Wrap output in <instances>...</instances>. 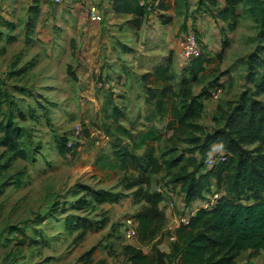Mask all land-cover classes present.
<instances>
[{
	"label": "rangeland",
	"instance_id": "obj_1",
	"mask_svg": "<svg viewBox=\"0 0 264 264\" xmlns=\"http://www.w3.org/2000/svg\"><path fill=\"white\" fill-rule=\"evenodd\" d=\"M62 9L54 10L53 13H60ZM63 13L58 19H67L68 13ZM241 16L238 28L232 33H226L229 45L225 48L223 58H216L218 53L215 52V61L208 63L203 74L190 83L195 94L206 92L208 95L204 112L197 121L204 128L211 129L219 124L214 121L215 116L223 120L229 101H237L244 90L253 93L255 99L264 103V35L261 36L264 30L246 15ZM49 18L51 19L50 16ZM41 19L44 21L43 17ZM61 21L56 22L63 29L57 39L58 44H61L59 47H52V39L48 40L49 44L36 43L35 47L25 50L21 47L22 42L24 43L22 24L19 25L21 29L16 25L14 30L17 36L15 42L6 48L0 47L1 71L17 59H20L21 66L28 69L20 75V81L14 79L11 83H18L17 87L22 89L15 91L14 99L29 118L21 123L26 129L23 146L29 151V157L11 165L7 175L11 176L10 181L15 182L0 197V264H83L86 260L87 264H130L125 256V247H140V243L139 237L125 239L123 219L126 216L136 217L137 213L144 211L147 204L140 192L152 193L157 186L175 185L172 182L173 175L187 163L186 158L196 152L183 141L184 135H175L171 130L169 133L164 131L155 156L161 155L160 162L162 159L171 162L183 157L179 166L167 169L162 165V169L154 173L155 178L140 173L135 163L129 160L126 161L128 168L124 172L120 169L109 171L103 168L105 163L115 164L117 155L121 152L122 139L128 144V150L135 144V141L116 131L117 124L109 117L111 112L104 111L108 95L113 96L112 104L121 105L119 99L115 101V97L118 98L124 92L111 86L109 79L112 80L114 73L125 74L123 71L127 64L125 61H116V51L110 41H106L108 35L101 34L99 39H87L83 33L77 36L75 27L65 28ZM117 21L121 23L122 20ZM71 23L76 22L73 20ZM115 27L114 32L117 34L120 28L118 25ZM191 27L189 26L190 30ZM186 31L188 30L175 35L178 38L173 40L175 45L169 51L172 54L167 55L178 60L175 66L179 70L181 66L188 65V62L181 59L178 50V41ZM75 39L79 41L78 47ZM113 39L116 40L114 36ZM120 39L123 41L122 37ZM117 47L121 49L120 46ZM103 51L106 52V62L104 58H99ZM124 58L127 61L128 56L124 55ZM171 74L178 91L182 76L174 72ZM249 77L252 80L249 81ZM220 78L224 79L221 84L222 92L218 99H213L210 93ZM128 81L137 87L135 96L138 97L131 98L138 111L135 114L123 110L119 123L122 122L123 127H130L131 123H135L136 131L141 130V123H167L168 120L159 122L151 118V106L140 99L142 96L137 76L122 79L124 86ZM31 110L39 118L38 121H33ZM77 128H80L79 136L74 138ZM63 135L68 140L73 139V144L71 147L67 146L71 150L62 154L58 141ZM256 145L251 142L244 147L253 149ZM149 151L147 149L142 155V162L137 163L139 167H147V170L151 169L150 156L147 155ZM16 179L20 181L18 186ZM150 182L153 184H149ZM84 186L118 192L123 197L111 205L97 204L88 197L87 204L79 210L76 203L85 195L82 191ZM177 197H180L181 202L183 195L179 194ZM78 218L86 219L89 222L87 227L74 225L72 228L69 221L76 224ZM160 222L153 231L152 239L141 247L145 252L149 251L152 264H156L162 254L156 247L158 242L155 239L163 235L160 244L158 243L161 250L171 247L173 243L168 239L175 230H172V234L168 233L166 240V234L162 230L163 220ZM22 240L24 243L20 245ZM88 252L89 256H86Z\"/></svg>",
	"mask_w": 264,
	"mask_h": 264
},
{
	"label": "trees",
	"instance_id": "obj_2",
	"mask_svg": "<svg viewBox=\"0 0 264 264\" xmlns=\"http://www.w3.org/2000/svg\"><path fill=\"white\" fill-rule=\"evenodd\" d=\"M110 3L115 14H127L130 17L126 24L132 28H140L152 10L158 11L163 6L162 0L155 9L150 5L151 2L141 4L140 0H110ZM175 4L187 6V0H175ZM195 10L209 12L215 21L226 24V31L229 33L237 29L242 14L264 30V0H224L223 3L220 0H197ZM103 21L104 15L99 22ZM0 25L11 26L8 22H2ZM226 31H220L223 42L216 57L219 60L223 58L225 48L229 45ZM195 35L198 36L196 32ZM263 35L264 33H261V36ZM1 36L0 32V39ZM216 58L209 57L202 47L201 55L188 62L191 81ZM21 65L20 59H17L7 68V72L0 73V197L15 182L10 181L11 176L7 175L11 165L29 157V151L23 146L26 129L21 125L29 118L14 99L16 92L22 89L17 87L18 83H11L14 79L20 81V75L28 70L26 66ZM248 67L252 68L251 65ZM179 80L180 88L177 91L168 62L156 66L140 78L144 84L146 103L153 108L151 118L159 122L168 120L167 129H171L175 135H184L183 141L191 145L196 152L195 155L187 157V163L173 175L172 182L175 185L172 187L179 186L178 194L183 195L186 203L202 198L204 193L211 189L218 190L220 197L214 208L198 211L191 217L188 225H179L175 229L176 239L171 243V254L162 253L156 264H165V259L175 256L178 264H237L236 258L241 252L249 251L250 258L264 250V103L255 99L253 93L244 90L239 94L237 101H229L223 120L215 116L214 121L219 124L211 129L204 128L197 121L204 112L201 98H208L207 93L195 94L187 78L181 77ZM248 80H252L251 77ZM262 85L264 88V78ZM112 99V94L108 95L105 102L107 109L104 108V111L111 112L109 117L117 124L116 131L135 141V144L132 150H128V144H122V153L117 155L115 164L105 163L103 168L126 170V161L129 160L135 163L140 173L149 176L160 171L162 165L167 169H174L183 162V157L171 162L162 159L160 162L161 155L160 158L156 157L154 148L150 145L153 141L160 140L156 128L141 130L133 135L119 123L123 108L116 103L112 104ZM38 106L45 108L43 105ZM30 112L33 114L34 111ZM32 119L38 121L39 118L34 115ZM67 141L66 135L58 141L62 154L71 150L67 147ZM251 142L256 143V147H244ZM215 144H219L224 150L225 161L205 169L208 152ZM144 147L150 150L147 154L150 156V170L137 165L143 158L134 152ZM16 182V185H19L20 181L16 179ZM82 191L85 195L76 203L79 210L87 204L88 197L97 204H114L123 197L118 192L93 189L89 186H84ZM140 194L147 205L143 212L133 217L137 220L139 243L145 244L152 239L156 225L163 220V213L159 208L163 199L156 191H144ZM88 223L84 218H78L76 224L69 221L72 228L74 225L85 228ZM23 243L24 240L20 245ZM86 256H89V252ZM125 256L130 264L153 263L150 255L131 245L125 247ZM83 264H87V260Z\"/></svg>",
	"mask_w": 264,
	"mask_h": 264
},
{
	"label": "crops",
	"instance_id": "obj_3",
	"mask_svg": "<svg viewBox=\"0 0 264 264\" xmlns=\"http://www.w3.org/2000/svg\"><path fill=\"white\" fill-rule=\"evenodd\" d=\"M143 1L151 2L150 5L154 6L152 0ZM162 1L163 6L161 7V9H159L158 11L152 10L143 24L140 26V28H132L126 24V21L130 17L127 14H115L111 8L110 0H83L80 3H76L73 6L67 7L54 5L52 3H49L47 0H5L2 8L0 9V23L8 22L11 26L7 27L0 25V32L2 33L0 39V47L6 48L7 46H10L15 42L17 36L15 35L14 30L16 28V25H18L17 27L21 29V26H19L21 24L22 28H24L22 29L24 34V43L22 42L21 47L25 50L29 49L30 47H35L34 45L36 43L49 44L48 40L52 39H54L52 47H59L61 46V44H58L57 39L59 38V33L62 34L63 29L61 28V25L56 22L61 21L62 19H65L63 22L61 21V24L65 26V28H70L72 26L75 27V34L77 36L78 34L83 33L85 36H87V39L93 37L99 39L101 38V34L108 35L106 41H110V44H112V48L116 51L118 57L116 61L121 60V63L125 61V64H127L126 70L124 68L123 71V73L125 74L114 73L112 80L109 79L111 81V86L113 85L116 89L118 88L119 90H122L124 92L123 95H120L118 98L115 97V101L119 99L121 104H117L119 107H125V109H123L124 111H131L136 114L138 108L135 107L136 103L132 102L133 100L131 96H133L134 98L137 87L133 86L129 81V83L124 86L125 83L122 82V79H127L131 75L134 78L137 76L139 81L138 85L141 91L140 95L142 96L140 99H142L143 103H146V95L144 93V84L141 83L140 78L143 74L150 73L158 65L166 64L168 62L171 72L185 77L188 79V81L191 82L192 76L189 72V64L187 66H181V69L179 70V68L177 69L176 67L177 65L175 66V63L178 60H175L174 56L172 55L167 57V55H169L170 53L169 51L171 50V47H174L175 45L173 40H177L178 38H175V35L178 36L179 33L183 30H190L189 26H192L191 30L195 31L198 34L197 37L199 38L201 46L203 47L205 53L209 57H214L215 52L218 53L222 48L221 41L223 40V36L220 31L221 29H224L225 31L227 29L225 23L221 21H215V19L212 18L209 12H205V10L196 11L195 9L197 0H187V6L184 4L177 6L175 4V0ZM223 1L224 0H220L221 3H223ZM94 5L97 7L102 16L104 15V21L102 23L92 21L89 18L88 8ZM155 7L156 6H154L153 9H155ZM61 9L62 11H60V13H53L55 12L54 10ZM63 11H66L68 13V17L67 19L65 17H62L60 20L58 19V16L63 13ZM63 15L65 14L63 13ZM48 16H50L51 19H48ZM41 17L44 18V21L41 19ZM117 19H121V23H119ZM73 20H75L76 23H71ZM41 21H43V24L41 23ZM116 25H118L120 28V31L117 34L114 32ZM40 27L42 28V32H40L39 30ZM113 36L114 38H116V40L113 39ZM121 37L123 41H120ZM75 43L76 47H78V39H75ZM117 46H120L121 49ZM124 55L126 57L128 56L127 61L124 58ZM107 56L109 57V55ZM166 57L167 61H165ZM99 58L101 60L104 58V62H106V52H101L99 54ZM6 70L7 69L5 66L2 71L0 70V73H4ZM203 72L198 73L197 77L201 76ZM136 97L138 96L136 95L135 99ZM205 100V97L201 98L203 104L205 103ZM152 111L153 108L151 112ZM120 124H122V122H120ZM158 124H160V126H158ZM167 125L168 123L140 124L141 130L144 131L148 128L155 127L161 137L159 141H153L150 144L155 149L154 155L157 152L158 143L161 141L162 137H164V135L162 136V133L164 131L169 133L168 131L171 130L167 129ZM135 127V123H131L130 127L125 128L128 130L131 129L130 132L132 134H137L141 130L136 131L134 129ZM120 142L121 145L127 144L124 139H122ZM130 142L131 141H129V143ZM130 149L132 150L133 148H129V150ZM145 151L146 148L144 147L135 150L134 153L137 156L142 157ZM213 154L223 155L224 150L219 146V144H215L208 152V155ZM118 169L120 168H116L115 170ZM120 171L124 172L125 170L120 169ZM154 175L156 174H151L150 178H155L156 176L154 177ZM150 184L153 183L150 182ZM186 205H188V203L184 201V197L182 198L181 202L180 197H177L176 207L173 209L168 208L164 201H161L159 203V208L163 213L162 230L166 234V240L168 238V233L172 234V230H175L178 227L177 216L183 211H186ZM161 237H163V235H159L158 239H155V241H157L158 243L161 242ZM168 240L171 241L170 238ZM158 243L156 247L162 253H166L167 255L171 254L172 246L166 247V249L161 250L160 246H158L160 243ZM142 245L143 244L140 243V247L137 245L132 246L140 248L145 254H149V251L145 252L141 248ZM248 254L249 251L241 252L236 258L237 264H264V250H261L258 254L250 258ZM164 263L178 264L176 256L165 259Z\"/></svg>",
	"mask_w": 264,
	"mask_h": 264
},
{
	"label": "built area",
	"instance_id": "obj_4",
	"mask_svg": "<svg viewBox=\"0 0 264 264\" xmlns=\"http://www.w3.org/2000/svg\"><path fill=\"white\" fill-rule=\"evenodd\" d=\"M5 0H0V6L3 5ZM49 3L54 5H62V6H73L76 3L82 2V0H47ZM160 0H152L154 6L159 4ZM141 4L145 2L140 1ZM89 18L92 21L99 22L102 20V14L99 12L97 7L90 6L88 8ZM178 50L181 59L185 62H189L191 59L199 57L202 53V46L197 36L193 32H186L180 40L178 41ZM224 82L223 78H220L218 82L215 84L212 89L210 95L213 99H218L220 96L222 89L221 84ZM80 128H77L74 133V138L79 136ZM73 144V139H69L67 142V146L71 147ZM225 161V155H208L205 160V169L213 167L218 162ZM156 192H158L163 201L166 203V206L170 209L176 207L177 203V195L178 189L177 187L172 186H157ZM220 197V192L216 189H211L210 191H206L202 198L196 199L188 205H186V211H183L181 214L177 216V223L179 225H188L190 219L193 215H195L198 211H208L214 208L217 204V200ZM123 234L126 240H132L137 238V220L133 216H126L123 219ZM171 241L175 240V234L169 235Z\"/></svg>",
	"mask_w": 264,
	"mask_h": 264
}]
</instances>
